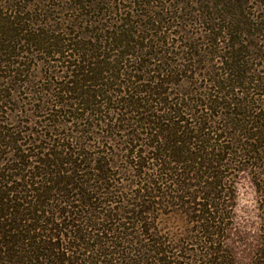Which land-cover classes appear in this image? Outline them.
<instances>
[{
	"label": "trees",
	"instance_id": "obj_1",
	"mask_svg": "<svg viewBox=\"0 0 264 264\" xmlns=\"http://www.w3.org/2000/svg\"><path fill=\"white\" fill-rule=\"evenodd\" d=\"M133 1L121 23L97 29L94 43L32 33L27 18L0 17V80L10 81L0 83V114L25 82L27 64L15 59L26 46L43 44L40 51L61 55L66 68L65 82L45 89L50 134L24 141L0 119V264H236L226 244L236 193L228 172L264 167V99L248 96L264 91V76L240 59L236 38L255 27L264 32V14L258 23L209 25L214 45L228 43L227 67L204 76L201 93H174L176 71L142 58L163 59L146 51L154 48L149 36L132 24L133 12L146 16L151 2ZM67 119L97 121L98 151L87 150ZM104 138L121 143L120 153L102 148ZM119 158L132 178L125 187L116 184ZM169 209L186 220L182 236L154 224ZM255 263L264 264V228Z\"/></svg>",
	"mask_w": 264,
	"mask_h": 264
},
{
	"label": "rangeland",
	"instance_id": "obj_2",
	"mask_svg": "<svg viewBox=\"0 0 264 264\" xmlns=\"http://www.w3.org/2000/svg\"><path fill=\"white\" fill-rule=\"evenodd\" d=\"M94 1L96 5L93 4ZM149 1L150 6H146L147 11H144L146 16H139L142 12L139 8V11L133 12L135 15L131 17L134 21L132 24L138 27L141 36H149L147 43L154 48L150 47L146 51L159 53L163 59L160 60L161 57L154 59L150 55L142 58L146 61L151 60L150 62L155 64L169 63L176 71L173 77L176 85L172 87L174 93H201L205 91L204 88L208 84L204 76L210 79L209 76L223 74V67H227L224 62L228 56V43L226 41L219 46L214 45L206 29L209 25L227 26L231 23L236 25L239 19L247 18L258 23L263 19L264 14V0H245L243 11L238 6H233L235 0ZM133 6H135L133 0H0V17H25L29 21L24 20V22L31 25L32 33L39 30L50 37H75L77 40L82 38L84 42L94 43L95 40L90 37L100 38L101 33L97 31L98 28L111 27L118 22L117 20L121 23V12L133 10ZM116 9H118L117 13ZM155 19L160 21L154 24L152 22ZM119 23L115 28L119 26ZM242 27L247 28L246 31L250 30L245 25ZM256 28L252 29L251 33L240 32L239 37L236 38L237 47L243 51L240 59L249 61L253 71L264 76V57L259 58L264 55V32ZM222 32L225 35L224 31ZM135 38L138 39V37ZM2 44L0 42V48ZM252 44L256 47L250 46ZM43 47L44 45L39 42L32 48L26 46L27 53L24 54V58L15 59L19 61L23 59L27 64V73L24 77H20L24 78L25 82H22L20 89H14L11 104L4 107L0 114L2 126L21 136L24 141L38 138L45 133L50 134L48 132V126L51 124L50 115L42 108L44 105L48 107L51 89H54L52 85L59 84L62 80L65 82L63 76L66 68H63L64 65L60 61L61 55H49L44 50L40 51L39 48ZM0 55H2L1 52ZM139 76L142 79L145 78L143 74ZM9 82L7 79L0 80V83L5 86ZM46 88H51L49 94ZM239 95H242L241 91ZM248 96L249 99H264V91H251ZM0 106L2 107V104ZM92 119L85 120L86 125L74 119H67L71 122L69 126L73 128L72 130L85 135L87 142L90 143L87 150L91 153L98 151L96 146H99V143L95 141L97 136L95 133L103 134L101 128L95 127L97 121ZM93 131L94 133H91ZM117 135L119 138L124 136L123 133ZM78 136L81 134L78 133ZM103 140H105L104 143L109 141L102 146L107 152L120 153L121 143L112 142L106 138ZM44 142L48 144L49 140ZM10 153L8 149L4 155L6 159L10 158ZM261 154L264 156V150ZM117 162L121 165V169L117 170L116 184L118 187H125L132 178L125 173L126 164L122 162V158H119ZM249 166L241 172L232 170L228 172L227 177L232 185V194L234 191L236 193L235 200L232 201L233 217L226 244L236 264H256L255 256L261 244L264 228V201L261 200L258 185L261 184L264 188V181L258 179L261 177L260 180H264V167L257 165L254 168L251 164ZM168 212L171 213L168 214ZM155 216L157 220L154 224L163 232V235L182 236L186 233V220L173 214V209L159 212ZM191 247L190 245V250L200 252L199 248Z\"/></svg>",
	"mask_w": 264,
	"mask_h": 264
}]
</instances>
